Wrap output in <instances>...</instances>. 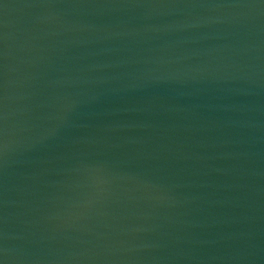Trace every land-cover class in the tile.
Listing matches in <instances>:
<instances>
[{"label": "water", "instance_id": "1", "mask_svg": "<svg viewBox=\"0 0 264 264\" xmlns=\"http://www.w3.org/2000/svg\"><path fill=\"white\" fill-rule=\"evenodd\" d=\"M0 264H264V0H0Z\"/></svg>", "mask_w": 264, "mask_h": 264}]
</instances>
